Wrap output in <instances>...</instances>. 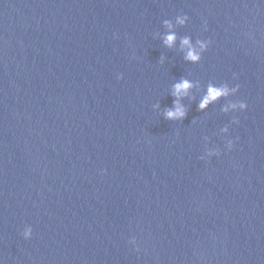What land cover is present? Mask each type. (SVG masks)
I'll use <instances>...</instances> for the list:
<instances>
[{
    "label": "water",
    "instance_id": "obj_1",
    "mask_svg": "<svg viewBox=\"0 0 264 264\" xmlns=\"http://www.w3.org/2000/svg\"><path fill=\"white\" fill-rule=\"evenodd\" d=\"M0 264H264V0H0Z\"/></svg>",
    "mask_w": 264,
    "mask_h": 264
},
{
    "label": "clouds",
    "instance_id": "obj_2",
    "mask_svg": "<svg viewBox=\"0 0 264 264\" xmlns=\"http://www.w3.org/2000/svg\"><path fill=\"white\" fill-rule=\"evenodd\" d=\"M185 19L187 17H184L183 19H179L177 22L179 24H184ZM166 26L171 29L173 26L170 22L165 21ZM205 31H207V23L205 22ZM176 40V36L174 33L166 35L164 39V43L168 47H172L174 42ZM211 44V40H205V41H197L196 46H193V44L190 42L188 38H184L181 41L182 48H186L187 52L185 55V59L192 62H198L201 58V54L208 50L209 46ZM236 78L234 74V79ZM118 79H122V74L118 76ZM193 87V84L188 81L187 79H181L179 82L174 84V90L172 92V95L175 97L173 100V107L166 109L164 112V118L168 120H180L185 118L186 116V109L181 105L180 98L186 96L189 92V90ZM239 91V85H235L232 88H229L227 85L224 86H213L209 84L207 93L203 96L201 102L199 103L198 107L200 110L205 109L210 103L216 101L220 97H226L230 93H236ZM157 107H159L157 105ZM229 107L233 110L239 109L240 111H245L247 109V104L243 101L239 103H232L229 105ZM225 111H228V108L224 109ZM233 123H239L238 120L234 119ZM223 131L227 132V128L223 129ZM235 141L232 139H228L226 141V148L231 151L234 147ZM221 153L218 149L214 150H208L203 156H201V159H208L213 156H219ZM33 229L30 225L25 226L22 236L25 240H29L32 238ZM130 243L135 245V250L137 252L140 251L139 246L137 245V241L135 237H132L130 239Z\"/></svg>",
    "mask_w": 264,
    "mask_h": 264
}]
</instances>
